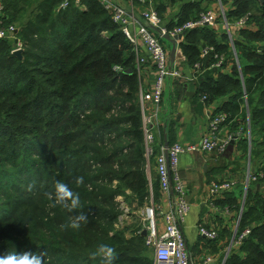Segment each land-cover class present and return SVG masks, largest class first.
I'll use <instances>...</instances> for the list:
<instances>
[{"label":"trees","instance_id":"1","mask_svg":"<svg viewBox=\"0 0 264 264\" xmlns=\"http://www.w3.org/2000/svg\"><path fill=\"white\" fill-rule=\"evenodd\" d=\"M65 1L40 0L21 21L17 5L9 12L5 0L8 22L21 21L17 36L23 53L13 52L14 41L0 40V162L37 157L48 170L10 203L12 210L0 214V256L32 252L43 253L44 264H106L93 255L105 243L115 249L112 264H146L138 252L140 240L150 249L143 233L135 228L129 237L130 228L119 226L124 214L119 197L137 210L152 194L158 201L155 157L164 135L156 136L155 154L148 160L137 53L120 25L101 0H67L62 7ZM221 1L229 24H235L234 46L226 32L204 25L187 30L178 47L187 66L201 65L194 82L201 108L227 113L234 126L250 120L257 180L244 203L232 195L227 204L238 211L243 206L239 234L247 228L251 233L226 264H264V1ZM167 2H184L177 20L163 24L168 31L208 10L201 0H162L154 6L161 17ZM139 4L133 0L135 7ZM244 16L247 24L237 26ZM206 47L213 50L202 58ZM215 55L224 56L219 67ZM168 139L175 142L171 134ZM77 177L83 184L75 183ZM57 181L79 194L89 216L78 230L63 227L72 214L53 206ZM2 191L19 194L12 184Z\"/></svg>","mask_w":264,"mask_h":264},{"label":"built area","instance_id":"2","mask_svg":"<svg viewBox=\"0 0 264 264\" xmlns=\"http://www.w3.org/2000/svg\"><path fill=\"white\" fill-rule=\"evenodd\" d=\"M139 1L141 3H147L148 0ZM218 1L222 7L221 16L229 27L228 35L234 46L233 35L230 30V24L226 18L224 6L221 0ZM101 2L111 13L112 20L120 25L125 35L135 46L139 66L143 61V59H140V54H138L139 46L140 43H143L148 49L157 70V78L154 87L151 90L144 89L142 86L140 87V104L144 123L146 157L150 160V157L155 154L154 146L157 136L156 124L161 112V102L167 79L169 76L180 77L182 75L179 69L181 64L178 66V56V59L176 58L173 65L170 63V49L168 50L162 41L163 34L168 33L175 36L196 27L214 25L216 22L214 11L208 9L201 13L197 20L188 21L184 25L176 27L172 31H168L167 28L162 25L159 12L153 7L143 12L145 23H142L135 19L125 7L113 3L110 0H101ZM130 3L133 6V0H130ZM67 5L68 1L66 0L62 4V7H66ZM247 22L248 16H244L236 22V25L245 26ZM154 28H158L161 33L157 32ZM17 33L18 29L16 25L8 22V18L5 14V0H0V40L10 39L14 41L13 52L22 49V41L18 38ZM211 50H213L212 47L203 49L201 57L205 58ZM215 56L218 58L216 66L219 67L224 62V56ZM234 56L237 63L240 64L236 52ZM138 68L140 70V67ZM200 68V63L194 66L195 75L199 73ZM209 108L211 109L209 112V129L199 142L183 143L175 141L170 144L167 154L163 145L160 153L155 157V170L159 178L160 190L170 195V207L168 210H162L161 207L156 205L152 194L149 204L143 209L145 220L148 223L141 232L144 233V231H146V235H144L145 241L146 245L153 251V264H195L182 229V225L190 213L192 205L188 198L189 190L187 182L180 171V160L186 153H215L223 155L227 152L231 143L236 139V134L234 133H223L224 126L228 125V114L216 113L212 107ZM254 180H257V177L249 172L244 183V196L247 195L250 183ZM212 187L214 192H219L232 190L235 185L233 181H223L214 183ZM123 209L125 210L124 207ZM242 213L243 211H241L238 216L236 232L222 264L227 263L232 246H240L242 240L251 233V229L247 228L244 232L239 234L238 228ZM120 221L122 222V219ZM199 233L202 237L209 240H217L219 238V231L214 228H209L205 224H199ZM212 262L213 257L208 256L199 264H211Z\"/></svg>","mask_w":264,"mask_h":264},{"label":"crops","instance_id":"3","mask_svg":"<svg viewBox=\"0 0 264 264\" xmlns=\"http://www.w3.org/2000/svg\"><path fill=\"white\" fill-rule=\"evenodd\" d=\"M119 4L132 14L138 21L145 23L143 12L150 7L155 8L156 0H148L139 6L131 5L130 0H110ZM166 1V0H164ZM202 5L214 11L216 16H221V5L218 0H201ZM184 2H177L176 14L172 15L169 21H164L161 17L162 25H168L177 20L180 9ZM224 6V5H223ZM170 4L167 2V7ZM225 12L226 7L224 6ZM169 50L172 44L166 39L163 41ZM140 82L144 89L151 90L154 87L157 70L153 64L151 55L143 43H140ZM178 66L180 65L181 76H169L165 86L161 112L156 124V135L159 139L164 135H172L175 141L183 143H197L208 132L210 108L204 109L200 106L198 89L195 85V71L185 64V56L177 54ZM180 60V61H179ZM231 124L225 125L223 133H231ZM231 143L227 152L223 155L208 153H186L180 160V171L188 185V198L192 205L191 211L186 217L182 229L186 237L188 248L195 264L201 263L206 257L212 256L211 264H222L226 257L232 239L236 232L238 216L242 209L235 214L231 211L227 202L233 195L242 196L245 200L244 188L247 172H244L243 162H245L246 148L243 144L244 136H239ZM245 143V142H244ZM249 148V147H248ZM244 175V178H243ZM239 181L232 190L214 192L212 185L216 182ZM234 182V181H233ZM156 205L162 210L170 207V195L160 192ZM143 210V209H142ZM199 224H205L209 228L219 231L217 240H209L199 233ZM239 246L233 245L229 253L238 251Z\"/></svg>","mask_w":264,"mask_h":264},{"label":"rangeland","instance_id":"4","mask_svg":"<svg viewBox=\"0 0 264 264\" xmlns=\"http://www.w3.org/2000/svg\"><path fill=\"white\" fill-rule=\"evenodd\" d=\"M40 0H6V4L10 5V11L14 13V5H17V11H19L16 15L18 19L21 21L29 17L33 10H36ZM162 2V0H156L154 3L155 5H158ZM176 7L175 5L170 4V7L166 9V11L162 12V17L164 21H169L172 18V15L176 14ZM215 15V13H214ZM219 16L215 15V23L214 25H211L212 27L217 29L218 33L226 32L228 34V26L224 22V19H220ZM21 21H18L15 25L16 27L19 26V23ZM230 30L235 28V24H230ZM14 44V43H13ZM171 49V47H170ZM178 54H181V50H179ZM230 70V66L228 68ZM237 121V120H234ZM241 121V120H240ZM239 121V122H240ZM242 122V121H241ZM234 122L229 125L231 127V133L236 134L237 132L239 136H244V138H247V141L243 144L246 148L245 151V162H243V169L244 172L246 171L247 175L249 172H253V163H252V157H251V151H252V141H253V134L251 129L250 120L248 119V124L239 123V125L234 126ZM249 147V148H248ZM38 161V162H37ZM35 163L39 164L36 165ZM48 167L41 163L37 157H25L22 156L17 161H14L12 164H8L5 161L0 162V214H2V211L12 210L10 203L15 202L16 199L18 200L19 197L22 195V193L25 191L26 188L30 186L32 183L31 181L37 180L38 176L44 175V173H47ZM3 174H9L6 179L2 178ZM247 177V176H246ZM244 178V175H243ZM231 180V179H230ZM234 181V185L237 186L239 181L237 180H231ZM14 185L17 190L19 191V194L14 193L10 194L9 192L4 194L2 191V188L4 187H10V185ZM242 196H239L240 200ZM245 198V197H244ZM119 199L121 200V208H125L123 210L124 214L122 215V222L120 221V227H127L130 228L127 231V236L131 237L132 230L135 228H139L140 231L145 229L147 225V221L145 220L144 212L143 210H137L135 209V204L133 206L130 205L129 201H125L124 196H120ZM228 204L230 206L231 211L239 212L238 210H235L233 208L234 205ZM162 225V222H161ZM141 258L144 259V261L149 262L154 258V254L150 249H147L144 244L143 240H140V249L138 250Z\"/></svg>","mask_w":264,"mask_h":264},{"label":"clouds","instance_id":"5","mask_svg":"<svg viewBox=\"0 0 264 264\" xmlns=\"http://www.w3.org/2000/svg\"><path fill=\"white\" fill-rule=\"evenodd\" d=\"M76 184H83V177H77ZM59 205L72 214L70 225L63 227H71L78 230L82 224L88 222V214L81 208V200L78 193H75L68 184L57 181L54 186V205ZM115 249L105 243L97 245L93 255H98L106 261V264H112ZM0 264H44L43 253L11 252L7 255L0 256Z\"/></svg>","mask_w":264,"mask_h":264},{"label":"water","instance_id":"6","mask_svg":"<svg viewBox=\"0 0 264 264\" xmlns=\"http://www.w3.org/2000/svg\"><path fill=\"white\" fill-rule=\"evenodd\" d=\"M264 1V0H263ZM157 32L161 33V31L158 28H154ZM185 33H181L175 36H172L168 33L163 34V38L166 39L167 41H169L172 44V47L170 49V55H169V60L170 63L173 65L176 61L177 58V54L179 52V43L182 41L183 37H184ZM15 53L19 56H22L23 50L19 49L16 50ZM170 146V142L168 139V136L165 135L164 136V147L166 149V154L168 153V148ZM143 235H146V231H144Z\"/></svg>","mask_w":264,"mask_h":264}]
</instances>
